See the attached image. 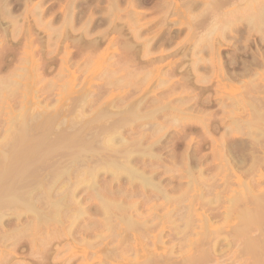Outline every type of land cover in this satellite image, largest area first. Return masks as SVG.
<instances>
[{
  "label": "rangeland",
  "instance_id": "obj_1",
  "mask_svg": "<svg viewBox=\"0 0 264 264\" xmlns=\"http://www.w3.org/2000/svg\"><path fill=\"white\" fill-rule=\"evenodd\" d=\"M263 4H264V0H0V122H1L0 124V149L2 147H5L4 149H6V146H8L7 144L9 143L11 144L10 142L11 139L9 137L17 133L15 132L17 130L15 131L13 130L15 128L17 129V126H18L17 124L19 122V119L17 118L18 115H21V114L22 116L26 115L24 117H27V115L28 116L32 114L34 115V110H35V115H36V113H38V108H41L39 109V112L42 110L41 112L44 113V116L45 115L51 116L54 114L53 118L55 117L54 119L55 125L53 129H55L56 131L57 124L62 119L58 117L60 116L62 117L63 115L65 117L72 118L71 115L74 116V112L77 111L76 106L79 105L78 104L80 100L79 96L82 97V94L87 90L85 92L86 94L91 93V95H89L90 97L87 98V100L89 101V104H86L87 103L86 102L85 104L87 106L84 105L86 107L84 112L87 115L93 111L98 110L97 109L98 107L100 108L105 107V105H108V104L110 106L112 105V109H119V108L124 109L126 107L131 106L132 104H133L132 105L133 108L134 106L135 107L137 106L136 109L139 110L141 118L137 120L138 122L133 120L135 123L132 120L131 121L129 120V123L128 124L126 123L128 127L126 124H124V130L122 129L123 134H124L123 136L126 137L127 139L131 136L129 138L131 139L134 137H138L140 133H145V135L146 134L149 135V133L152 132V134H154V135L150 134L151 137H149V139L152 138L153 140L152 139L150 141L147 140V142L148 141L153 142L154 140L155 141L157 140L158 143L155 145L156 147L154 151L155 152L157 151L161 154V161L159 162L160 166L158 164L159 167H157V171L155 170L156 168L154 169L155 180L160 181L161 179L160 182L163 185L166 183L165 186L167 185L171 189V190L169 189L171 195L172 193L174 196L180 195L181 192L184 190L185 186L186 185L188 186L189 182L193 181L192 178H194V180L197 178V173H193V177H192V175L188 176L186 175L187 173H184V171H182V170H185L183 168H185L186 166L184 164V162L186 161L183 162L185 158L184 157L185 154L191 153L193 154V156L195 155L193 158V164H196L195 161L196 159H199V156H202V155L204 156L205 154L206 160H204V164L207 167H209V170H210V171L209 170L206 171V175L209 177L212 176L215 170L214 167H216L214 165H216V163L218 164V160H215L212 157L213 153H214L213 154L214 157H216L215 155L217 154L215 153L217 152L214 151L215 144L212 143L211 142L212 140L210 139H213V138L218 139L219 137H221L220 136L221 134L219 133H222L223 131V133L226 135L225 137H227L229 141L227 140V138L225 139L231 144L234 143L233 144L234 153L243 151L242 147L245 146V142L248 137H246V135L244 134L245 132L243 128H241L240 133H236L232 131V129L233 127H236L237 125H239L238 127H241V125H243V121L244 120L246 121V119L249 118L248 117L250 113L249 111H251L252 109L251 106L253 104H254L253 107L257 104L258 105L262 104V106L264 107V38H263L264 37V14L262 17L263 20L261 18V21L263 23L262 24L260 23L263 26L259 25L260 31H259V28L257 27L258 25L255 27V29H252L254 28L255 24L253 26V23L251 24L249 23L252 20V16L255 15L254 13L257 12L258 9H261L262 7L264 8ZM250 16H251V19H250ZM229 21H230V24H229ZM217 27H219L220 29ZM193 33H195V35ZM219 36H220V39H223V40L220 41ZM194 37H196V41ZM135 38L139 40L137 41V39ZM183 38H185L184 41H182ZM209 38L213 41L209 40ZM197 39L200 41V43H198L199 41ZM180 40L182 41V43L180 42ZM194 42H196V44ZM211 45L214 48L213 47L211 48ZM146 46L149 47L148 53H147ZM203 46H205V48ZM94 47H96V49ZM212 49L213 51H211ZM177 50H179L180 52ZM154 52L158 56L155 55ZM138 54H140V56ZM160 54L161 55L163 54L162 58ZM167 55H170V56H167ZM153 56L156 57L155 59H159L158 57L160 56V59L154 61ZM218 56H220L219 57L220 61L218 60ZM147 60H148L149 65H147L148 64L146 62ZM204 60L207 62H205ZM173 61L174 63H172ZM136 62H138L141 65H139ZM150 62H153V63H151L150 65ZM191 62L193 66L192 65L189 66ZM218 62L221 67L218 65ZM177 64H179V66ZM215 64H217V66ZM150 67L152 68V70ZM216 67H218L219 69ZM213 68L215 71L213 70ZM35 69H38L37 70L38 72ZM147 69L148 70L150 69L152 73L148 71ZM73 73L75 74V76ZM5 80L8 82H6ZM105 80L108 82H106ZM50 83L52 84V87ZM107 83L109 84V86ZM7 84L8 86H5ZM104 84L105 86H103ZM125 85L127 86L131 85V86L127 87ZM219 85L221 89H219L218 87ZM239 85L241 87L243 85V87L242 88L237 87ZM133 86H136V89L135 87L132 88ZM249 86L251 89L249 88ZM49 89L50 90L52 89V90L49 91ZM93 93L95 94V96L97 95V93H100L97 95L98 97L96 96L98 101L96 100V97L95 98L93 97L92 99H90ZM99 97L101 99H99ZM94 99L96 100L97 103L93 102L95 104L92 105L93 103L91 101H93ZM155 99H157L156 100L157 102L154 101ZM189 99H190V102H189ZM232 100L233 101L235 100L234 103ZM240 100H242V102H240L241 104L238 103V101ZM259 100H260V103H259ZM99 101L101 102L102 105L100 104ZM38 104H40L41 107ZM248 104H250V106ZM88 105L89 106L92 105V106L89 107ZM191 106L192 107L195 106V107L192 109ZM260 106L257 108L262 110ZM66 107L69 108V111H67L68 108ZM77 107H78V110L80 111L81 110L79 109L80 105ZM245 107L247 110L245 109ZM70 109H73V110H70ZM49 110L52 112L50 113ZM222 112L225 113L224 116ZM201 116L202 117L205 116V118L207 119V122L209 121L208 128H210L209 132L211 134L210 133L208 134L210 136L213 135L211 136V138L209 137V139H207L208 134H206L205 128L201 127L198 123H193L192 125H190V121L195 119V117L197 118ZM56 119H57V122H56ZM232 120L234 122H232ZM220 122H222L223 124L222 123L220 124ZM13 123L16 124V127ZM12 124L15 128L12 127L11 129L10 125L12 126ZM156 124L158 127L161 126V128L159 127L160 129H157L155 131V129L157 128ZM63 125H61V127ZM259 127H260L259 129L264 128V126L262 127V125ZM129 132H130V135H129ZM200 134H203V135H200ZM204 134L207 138L204 136ZM126 135H129V136H126ZM184 135L186 137H184ZM199 135L200 137H198ZM259 136L257 138H261L262 135H259ZM246 143L249 144L248 140ZM144 144H147V143H144ZM213 144L214 146L212 147ZM259 154L263 155L264 157V152H259ZM179 158L180 160H178ZM173 159L174 161H172ZM211 161L213 164L211 163ZM170 167L171 169H169ZM147 170L150 172L149 169ZM168 170L170 171V173H168ZM263 170H264V166H262L261 168V171ZM224 173L222 171L217 176L215 175L216 179H218V176H219V182L222 181L220 180V178H222ZM258 173L259 172L257 171L256 174ZM181 174H182V177H181ZM187 176L189 179H187ZM254 176L253 174H251L249 177L246 176L248 179L246 177L244 179L249 180V181H254L255 179L257 180V178H259L258 175H256L255 177ZM180 178H182L181 179L182 182L180 181ZM232 179H234V180H231L232 182L233 181L236 182L235 181L236 178H232ZM263 180H264L263 178L259 179L258 181L260 184L259 187H264ZM109 181L110 183H112L110 185H113L115 183V181L111 182V176L101 174L97 182V184L98 183L99 184L101 183V184L100 185L96 184L97 185L96 190L98 189L97 191L99 193H102V194L105 193V195H107L108 192L106 188L108 187ZM124 181L125 180H123L121 183L122 185L120 188L122 189H119L120 190L119 192L113 193V195H115L116 197L119 194L123 196V192L126 191L128 187L127 186L128 183ZM175 184H176L177 189L174 187ZM178 184L181 186H179ZM235 186H236V183H233L230 188H235ZM172 187L175 189H172ZM178 187H181V188H179L178 190ZM222 187L223 186H221V188ZM229 189H225L223 192H220V196H221L219 200L220 202L218 201L219 203H217L219 205L215 206L216 210H218L219 213H222L223 211L225 212V209L228 207L227 205L231 203V202H228L230 201L228 200V198L232 195V192ZM86 192L87 191L84 188L79 189V191L77 190V197L79 196H80L79 198L85 197L84 200L82 199L83 200L82 204L83 205L85 204L84 206L86 209L85 211L86 214L85 215L83 214L84 216L79 217L80 219H77L78 217L74 215V210L76 207L74 205L75 203L73 204L70 201L68 202L67 206L64 208L65 210L63 209L62 211L63 213H61L63 215H60V218H61L60 220H63V221L60 222L59 220V222L57 221V224H55L56 223L55 220H51L54 224H52V222L51 223L45 222L46 224H43L42 222L38 224L37 222V224H35L37 220L35 219L36 216H33V214H31L30 212L24 213L23 211H20L22 214L20 215L21 216L20 220H17L18 219L17 217H13L15 215H12L13 217L12 218L11 214L9 215V217H6L5 219L3 218V223H0V242H1L0 243V253H1L0 254V264L2 260H3L2 261L3 264L4 263L6 264L9 258H10L9 259L10 262L8 261L7 264H40L42 262H43L42 264H46V263L47 264H57V263L58 264H84V263H87V264H111V263L112 264H120V263L122 264L123 263L125 264L128 259L129 260L137 259L136 258L137 256H138L139 261L141 260L143 262L144 259L146 260V258L150 257L151 253L153 254L154 252L159 256V257L155 256V259H159L158 260L159 262L157 260H154V257H152L153 256L152 255L151 257L153 259H150V258L149 259L153 264L155 263L157 264V262L158 264H163V263L164 264H167V263L177 264L178 261H181L180 263L178 262V264H181V263L183 264H194V263L195 264L196 263L197 264H213V263L218 264V262H220L219 264H223V263L231 264L232 262L233 264H238V263L241 264V262L242 264L243 263L253 264V262L254 264L257 263V262L255 263L256 260H254L255 259V257H253L254 255L253 256L251 255L252 257L250 256V254L245 255V257L243 256L244 258L243 260H241L242 256L241 258L239 257L236 258L235 256L232 255L234 254L232 252H235V254L238 253L237 248L241 246L238 243L240 244L242 243L241 241L244 238L243 236H239V237L237 236V237L231 238V241L233 239V243H232L229 240L231 236L230 237L228 236L229 238L226 240L227 241L226 242L223 239L222 235H220L219 237V243L218 244L215 243V249H216L215 253L219 251V253L222 252V255H220L217 252L218 253L217 256L213 255V256H209L207 259L205 258V260H201V261L198 260L199 263L198 261L191 262V263L189 262L185 263L186 261L182 262L183 260H181L182 258L180 256L186 257L191 252H192L191 254L193 255L198 252H203L201 250H205L206 249L205 247H207L208 249L211 248L212 246L211 243L210 244L208 243L207 246H206L207 243L203 244L201 247V250L199 249L200 245L199 247L197 246L198 248L197 250H195L196 253L193 250L192 251L189 250V247H187L186 245L180 248L179 241L177 238L172 239L173 236L168 237L171 234H169L168 236L166 235L170 232L169 228L171 230V227H169L171 223L168 222L169 223L168 224L167 221L164 222L165 220L164 219L163 223L159 225V222H158L159 220H158L157 221L158 224L156 226L155 224L156 220L155 219L153 220V217L155 216L156 218L157 215L151 214L152 210L150 211L149 205H152L153 204L152 202H154L156 203L158 207L159 206L158 203L162 202L160 201L161 199H159V202H158V200H155L153 197H151L150 198L151 200L149 199L148 201H146V200H143L144 199L143 196H142L143 197L142 199L141 195H138V194L136 196L131 197V200L134 198L133 200L143 202L138 210L139 212L141 211V215L148 212V216H146L147 214L141 216L142 218L141 220L145 218L144 220H147V222L149 220L148 224L150 223L151 225H153L152 223L154 222L155 231L152 230L153 228L151 229L152 233L149 230V236L147 234L148 232H145L147 234L146 236L149 237L148 239H145L146 237H144L141 234L143 232L140 231V229L138 228L139 229L138 231L134 229V232H133V230H131V235L133 233L132 237L135 240H133L131 236H129L128 238L122 239V237L120 238L121 235L118 234L119 235L118 236L117 233H114L118 231L121 225L117 223L118 226L115 225L116 227L115 226L114 228L111 227L112 232L110 228H109L110 230L108 229L105 223H104L105 225L104 226L102 224L103 221L101 220L102 222H100V219H102V216H101L102 214L100 213L101 214L100 215L99 212L96 210V204H97L96 198H93V196H90ZM191 193L192 192H190V194ZM121 195H119V198ZM145 201L146 203H144ZM149 201L152 204L149 203ZM174 202L173 203L171 202L170 204H168V206H166L167 205L166 204L165 205L166 207L164 206L162 207L160 205V207L162 208L159 207L156 212L161 213L162 215V213H166V209L164 210V208L170 209L172 207V208L179 209V207L181 206V203L179 201L178 202L180 204H177L178 202L176 201ZM221 203H222V206H221ZM37 204L38 206L42 207L41 206L42 202L41 203L39 202ZM144 204H146V207ZM200 207H201L200 205L198 204L196 205V208L198 209L199 212H202L204 211V209H206L205 208L206 206H202V208ZM182 210H180V212ZM92 212L94 213L92 214ZM184 212H186V208H184ZM235 212H233V214H235ZM153 213L156 214L155 212ZM176 213H179V211H177ZM176 213L173 214V216L171 217L172 219L174 218L176 220V218L178 217ZM64 214L66 215L67 219L65 218ZM95 215H99V216L96 217ZM149 215L151 217H149ZM149 218H151L152 220ZM178 220H180L179 217L175 222H177ZM180 222L181 221H178L177 223H180ZM86 223H87V226H86ZM221 223H222V219L221 221L217 223L215 222L214 224L221 225ZM42 224L43 226H41ZM162 224L165 225V228H164V225L163 227H161ZM225 224L226 222L222 223L221 227H223V225ZM36 225L38 226L40 225V226L38 227ZM226 226L225 227L227 229L225 227L224 228L225 230H228L229 226L228 225ZM161 228L164 229L162 231L164 235H160L162 234L160 233L159 237L164 236L163 238L161 237L164 240L162 241L161 244H163V242L164 244L161 245L160 243H158L157 245L156 244L158 242L156 241L157 239L156 240L152 239L153 237L151 236L153 235L156 236L157 233H159V231L161 230ZM156 229L157 230L159 229V230L157 231ZM102 230L104 232H102ZM225 230L223 231L225 232ZM22 232L23 234H25V236L22 234ZM100 232L104 234V235H101L103 236L101 239H100L101 236L99 237L98 235ZM135 232H137L138 234ZM259 232H260L259 230L253 229L252 232H250V235L258 234ZM5 233H8V234H5ZM170 233H173V232L171 231ZM26 234H29L30 236ZM44 234H45V237H44ZM46 234H50V236ZM140 234H141V237L143 236L144 239L143 238L140 239L141 238L139 237ZM1 235L3 236L1 237ZM4 235L6 238L4 237ZM81 235L82 237H80ZM28 236L31 238H29ZM44 238H46L47 242H49L48 244L44 242L46 241L44 240ZM168 238L171 239L172 241H174V239L176 241L177 239V241L172 242ZM235 238L237 239L241 238V239L237 240V242L239 241L237 243L235 242L236 241ZM142 241H145V242H142ZM90 242L91 244L93 242L92 246L89 244ZM223 242L226 244H224ZM229 242H230V247L227 244ZM123 243H125L126 245ZM235 243H237V245H234ZM115 244L118 246L116 247ZM130 244L134 246V248L136 247V249H133V247ZM152 244L155 246V249L153 248ZM171 244L174 246L170 248V250L173 251V252L171 251L172 253L170 252L169 247L166 248V246L171 247ZM89 245L91 247L88 248ZM127 245H130L131 247L130 246L126 247ZM231 245L233 246L231 247ZM161 246H163L162 249H161ZM224 246L226 249L224 248ZM234 246H236V249L234 248ZM104 247H105L106 252L104 250ZM119 247H120V250H119ZM125 247L128 248V251L131 248V250L129 251L131 253L127 252L126 251L127 249L126 250L124 249ZM142 247L144 248V250ZM10 248H12L13 251ZM137 248L139 249V252ZM78 249L79 250L82 249L83 251L81 252ZM88 249L90 250L87 251ZM145 249L149 251V253L146 252ZM227 249H230V252ZM102 250H104V252ZM124 250L126 252H124ZM133 250H137L139 254H137L136 252L137 254L136 256V254H134L135 251L134 253H132ZM167 250H169L168 252H170V254L168 255L169 257L167 256V252H166ZM220 250H224L226 253ZM233 250H236L237 252ZM238 250H240V248ZM90 251L92 252L93 255L91 254ZM121 251L124 253H121ZM140 253L142 255L145 254L144 257ZM2 254L4 255V257ZM11 255L12 256L14 255L13 258H11L12 257ZM177 256H179L180 259ZM231 256L233 257L231 258ZM58 258H60V260ZM167 258L168 260L166 261ZM221 258H223V260ZM162 259L166 262H164ZM239 259L241 260V262H239L240 261ZM129 260L126 264L131 263L129 262ZM206 260H208L209 263L205 262ZM228 260H230L231 262L229 263ZM150 261H148L149 263L148 262L147 263L151 264ZM235 261L237 262L234 263ZM147 263H144V264H147Z\"/></svg>",
  "mask_w": 264,
  "mask_h": 264
},
{
  "label": "bare ground",
  "instance_id": "obj_2",
  "mask_svg": "<svg viewBox=\"0 0 264 264\" xmlns=\"http://www.w3.org/2000/svg\"><path fill=\"white\" fill-rule=\"evenodd\" d=\"M262 5V3H261ZM264 5V4H263ZM258 6V5H257ZM212 7V6H211ZM262 7V6H261ZM257 8V7H256ZM264 8L262 7L261 9H258L257 12H255L252 16V22L250 21L249 23H253L254 28L257 26L258 28L263 22L261 21V18L263 17L264 14ZM257 10V9H256ZM263 11V13H262ZM257 13V14H256ZM196 16V15H195ZM251 19V16H250ZM193 20V19H192ZM263 20V18H262ZM195 21V20H194ZM192 22V21H191ZM228 22V21H227ZM225 23V22H224ZM261 23V24H260ZM230 24V21H229ZM220 25V24H219ZM227 25V24H226ZM249 25V24H248ZM260 25V26H259ZM233 26V24H232ZM245 26V25H244ZM252 26V25H250ZM225 27V26H224ZM219 28V27H217ZM220 29V28H219ZM227 29V28H226ZM228 30V29H227ZM258 30V29H257ZM253 31V30H252ZM255 31V30H254ZM260 31V28H259ZM262 31V30H261ZM139 32V31H138ZM196 32V31H195ZM230 32V31H229ZM247 32V31H246ZM258 32V31H257ZM198 33V32H197ZM195 35V33H193ZM200 34V33H199ZM198 34V35H199ZM193 35V36H194ZM197 35V34H196ZM211 35V34H210ZM217 35V34H215ZM202 36V35H201ZM209 36V35H208ZM207 36V37H208ZM198 37V36H197ZM205 37V36H204ZM206 37V38H207ZM195 41H196V37ZM200 38V37H199ZM211 38V37H210ZM209 38V40H211ZM224 38V37H223ZM264 38V37H263ZM262 38V39H263ZM134 39V38H133ZM137 39V38H135ZM203 39V38H201ZM213 39V38H212ZM218 39V38H217ZM220 39V36H219ZM139 39H137L138 41ZM185 38H183L182 41H184ZM198 40V39H197ZM215 40V39H214ZM223 39H220V41ZM182 41L180 40V42L182 43ZM188 41V40H187ZM199 41V40H198ZM213 41V40H211ZM219 41V43H220ZM146 42V41H145ZM179 42V43H180ZM215 42V41H214ZM94 43V42H93ZM132 43V42H131ZM140 43V42H139ZM144 43V42H143ZM188 43V42H187ZM186 43V44H187ZM190 43V41H189ZM196 44V42H194ZM200 43V41L198 42ZM206 43V42H205ZM212 43V42H211ZM136 44V43H135ZM134 44V45H135ZM210 44V43H209ZM86 45V44H85ZM145 45V44H144ZM193 45V44H192ZM198 45V44H197ZM195 45V46H197ZM201 45V44H200ZM208 45V44H207ZM227 45V44H226ZM88 46V45H87ZM132 46V44H131ZM130 46V47H131ZM140 46V45H139ZM209 46V45H208ZM207 46V47H208ZM93 47V46H92ZM91 47V48H92ZM178 47V46H177ZM175 47V48H177ZM190 47V46H189ZM205 48V46H203ZM213 46L211 45V48ZM96 49V47H94ZM214 48V47H213ZM147 49V53L149 50V47L146 46ZM157 49V48H156ZM209 49V48H208ZM216 49V48H215ZM92 50V49H91ZM94 50V49H93ZM143 50V49H142ZM155 50V49H154ZM201 50V49H200ZM204 50V49H203ZM146 51V50H145ZM179 51V50H177ZM176 51V52H177ZM210 51V50H209ZM213 51V49L211 50ZM180 52V51H179ZM186 52V51H184ZM191 52V51H190ZM202 52V51H201ZM216 52V50H215ZM145 53V52H144ZM146 53V54H147ZM155 53V52H154ZM175 53V52H174ZM200 53V52H199ZM210 53V52H209ZM218 53V52H217ZM145 54V55H146ZM164 54V52H163ZM163 54L161 55V58L163 56ZM183 54V53H182ZM181 54V55H182ZM191 54V53H190ZM212 54V53H211ZM82 55V54H81ZM140 56V54H138ZM150 55V54H149ZM154 55V54H153ZM155 55H157L155 53ZM173 55V54H172ZM193 55V54H192ZM201 55V54H200ZM215 55V54H214ZM217 55V54H216ZM158 56V55H157ZM170 56V55H167ZM183 56V55H182ZM187 56V55H186ZM194 56V55H193ZM198 56V55H197ZM212 56V55H211ZM192 57V56H191ZM220 56H218V60ZM152 58V57H151ZM156 57L153 56L154 61L159 60L160 56L158 57L159 59H155ZM190 58V57H189ZM195 58V57H194ZM193 58V59H194ZM202 58V57H201ZM214 58V57H213ZM133 59V58H132ZM131 59V61H132ZM145 59V58H144ZM143 59V60H144ZM152 59V60H153ZM164 59V58H163ZM204 59V58H203ZM210 59V58H209ZM208 59V60H209ZM258 59V58H257ZM77 60V59H76ZM139 60V59H138ZM137 60V61H138ZM146 60V59H145ZM149 60V59H148ZM148 60L146 61L148 63ZM176 60V59H175ZM181 60V58H180ZM186 60V59H185ZM196 60V59H195ZM198 60V59H197ZM211 60V59H210ZM134 61V60H133ZM150 61V60H149ZM164 61V60H163ZM190 61V60H189ZM202 61V60H201ZM205 61V60H204ZM62 62V61H61ZM68 62V61H67ZM135 62V61H134ZM141 62V60H140ZM158 62V61H157ZM178 62V61H177ZM176 62V63H177ZM180 62V61H179ZM207 62V61H205ZM211 62V61H210ZM78 63V62H76ZM130 63V62H128ZM132 63V62H131ZM138 63V62H136ZM153 62H150V65ZM155 63V62H154ZM174 63V61L172 62ZM197 63V62H195ZM194 63V64H195ZM216 63V62H215ZM73 64V63H72ZM139 64V63H138ZM159 64V63H158ZM204 64V63H203ZM209 64V63H208ZM28 65V64H27ZM75 65V64H74ZM132 65V64H131ZM141 65V64H139ZM138 65V66H139ZM149 65V63L147 64ZM155 65V64H154ZM164 65V64H162ZM161 65V66H162ZM174 65V64H173ZM179 66V64H177ZM192 65L189 64V66ZM213 65V64H212ZM217 66V64H215ZM219 65V62H218ZM72 66V65H71ZM128 66V65H127ZM144 66V65H142ZM141 66V67H142ZM156 66V65H155ZM159 66V65H158ZM193 66V65H192ZM214 66V65H213ZM220 66V65H219ZM218 66V67H219ZM140 67V68H141ZM157 67V66H156ZM165 67V66H163ZM176 67V66H175ZM210 67V66H209ZM215 67V66H214ZM216 67V68H218ZM221 67V66H220ZM37 68V67H36ZM149 68V67H147ZM151 68V67H150ZM160 68V67H159ZM194 68V67H193ZM78 69V67H77ZM144 69V68H143ZM167 69V68H166ZM195 69V68H194ZM212 69V68H211ZM219 69V68H218ZM36 71L38 69H35ZM66 70V69H65ZM148 70V69H147ZM152 70V68H151ZM196 70V69H195ZM214 70V68H213ZM254 70V69H253ZM28 71V70H27ZM78 71V70H77ZM130 71V70H129ZM135 71V70H134ZM146 71V70H145ZM150 71V69L148 70ZM162 71V70H161ZM215 71V70H214ZM219 71V70H218ZM217 71V72H218ZM38 72V71H37ZM36 72V73H37ZM133 72V71H131ZM151 72V71H150ZM149 72V73H150ZM165 72V71H164ZM184 72V71H183ZM186 72V71H185ZM221 72V71H220ZM263 72V71H262ZM35 73V74H36ZM127 73V72H126ZM152 73V72H151ZM216 73V72H215ZM244 73V72H243ZM74 74V73H73ZM128 74V73H127ZM133 74V73H132ZM186 74V73H185ZM168 75V74H167ZM184 75V74H183ZM196 75V74H195ZM221 75V74H220ZM245 75V74H244ZM75 76V74H74ZM149 76V75H148ZM192 76V75H190ZM197 76V75H196ZM239 76V75H238ZM121 77V76H120ZM189 77V76H188ZM36 78V77H35ZM74 78V77H73ZM172 78V77H170ZM231 78V77H230ZM241 78V77H240ZM39 79V78H38ZM43 79V78H42ZM183 79V78H182ZM191 79V78H190ZM232 79V78H231ZM220 80V79H218ZM223 80V79H222ZM6 81V80H5ZM52 81V80H51ZM69 81V79H68ZM106 81V80H105ZM188 81V80H187ZM231 81V80H230ZM8 82V81H6ZM71 82V81H70ZM108 82V81H106ZM190 82V81H189ZM223 82V81H221ZM108 84V83H107ZM132 84V83H131ZM134 84V83H133ZM188 84V83H187ZM190 84V83H189ZM218 84V83H217ZM51 87L52 84L50 83ZM71 85V83H70ZM135 85V84H134ZM221 85V83H220ZM220 85L218 86L219 89ZM223 85V84H222ZM253 85V84H252ZM5 86H8L5 85ZM54 86V85H53ZM105 86V84L103 85ZM109 86V84H108ZM111 86V85H110ZM127 86V85H125ZM131 85L127 86L130 87ZM179 86V85H178ZM245 86V85H244ZM258 86V85H257ZM45 87V86H44ZM50 87V86H49ZM47 87V88H49ZM136 89V86H133L132 88ZM175 87V86H174ZM187 87V86H186ZM237 87H241L240 85ZM243 87V85H242ZM241 87V88H242ZM32 88V87H31ZM108 88V87H107ZM112 88V87H111ZM185 88V87H184ZM250 88V86H249ZM254 88V87H253ZM251 89V88H250ZM38 90V89H37ZM46 90V89H45ZM52 90V89H51ZM49 89V91H51ZM105 90V89H104ZM48 91V90H47ZM87 91V90H86ZM85 91V92H86ZM135 91V90H134ZM137 91V90H136ZM246 91V90H244ZM252 91V90H250ZM44 92V91H43ZM84 92V91H83ZM84 92V93H85ZM105 92V91H104ZM128 92V91H127ZM132 92V91H131ZM219 92V91H218ZM249 92V91H248ZM51 93V92H50ZM78 93V92H77ZM82 94V97L79 96L80 100H79V105L81 109L80 111L78 110L79 105H75L76 109H77V113L74 112V116L71 115L72 118H68L62 115V117L60 115V117L58 118H62L60 122H58L57 124V130L55 131L54 125V119L53 115H45L44 113H42L41 111L39 112L38 108V113H36L35 115V110H34V115H27V117H24L26 115H18V126L17 129L16 124L15 127L10 125V128L12 129V127H14L13 131L17 132L15 134H13L11 137H9L11 144H7L8 146H6V149H4L5 147H2L0 149V223H3V218L5 219L6 217H9V215H15L13 217H17V220H20L21 216V212L23 211L24 213L26 212H30L31 214H33V216H36L35 219L36 223L38 222V224H40L41 222L43 224H46L45 222L51 223V220H55V224H57V221L59 222L60 215H63L61 213H63V209L67 206L68 202H72L76 207L74 210V215H76V217H78L77 219H80L79 217L84 216L86 213V209H85V204L83 205V200L85 197L79 198L77 197V190L79 191V189H86V193L89 194L90 196H93V198H96L97 200V204H96V210L99 212V214L102 216V219H100V222H102V224L107 225L108 229L111 227L114 228V226H118L117 223L119 225H121L118 229V231L114 232L117 233V235H121L120 238L122 237V239L124 238H128L129 236H131V238L133 239L132 235H131V230L134 229L135 230H139L142 231L143 233H141L144 237H146L145 239H148L149 237H147L146 235L148 234L149 236V230L151 231L154 230L155 228V224L157 226L158 222L159 225H161V223L167 221L171 223V225L169 227H171V230L169 228V231L173 232V233H168L166 234L167 236L169 234H171L168 237H172L173 238H177L179 241V245L180 248L183 247L184 245H186L187 247H189V250H193L195 252V250H197V248L200 245V250L203 244H206V246L208 245V243H211V248L208 249L207 247H205V250H201L203 252H198L196 254H188L186 257L184 256H180L183 260L182 262H195L198 260H205V258L207 259L209 256H217V254L219 253V251H216L215 249V243L218 244L219 243V237L220 235L223 236V239L226 241L230 236V241L231 238L233 237H239V236H243V240L241 241L242 243H238L237 240H240L239 238H235L236 241L239 245H241L239 248L240 250H238L239 248H237L238 253L235 254V252H232L234 254H232L233 256H235L236 258H241L243 260V256L245 257V255H249L250 256L254 255L253 257H255L254 260L256 264H263L264 262V187H259V179L263 178L264 179V170L261 171L262 166H264V157L263 155L259 154V152H264V128L259 129L262 125V127L264 126V107L262 106V104H257L255 106L259 107L263 110H260L257 107H253V105L251 106L252 109L251 111H249V118H247L246 116V121H243V125H241V127H238L239 125H237L236 127H233L232 131L236 132V133H240L241 132V128L244 129V133L246 135L247 140L249 142H245V146L242 147L243 151L234 153L233 149H234V143L231 144L230 142H228V138L225 137L226 135L223 133H219L221 134L219 138L221 139H210L212 140L211 142L215 144L212 145V147L214 146L213 150L216 151L217 155H215L216 157H214V153L212 154L213 159L218 160V164L216 163V167H214V174L212 176H207L206 175V171L209 170V167H207L204 164V160H206V156L204 154V156H199V159H196L195 163L193 164V154L191 153H184L185 154V158L188 160H186L184 158L183 162L186 165L184 173H187L186 175H192L193 177V173H197V178L191 182H189L188 186L186 185L184 190L181 192L180 195L178 196H174L173 193L172 195L170 194L169 191V187L167 188L165 186V184L163 185L159 180H155V171L154 169L157 171V167L160 166L159 162L161 161V154L159 152H155V145L158 143V141L154 140L153 142H149L151 139H149V137H151L149 133V135H145V133H140V135H136L138 137H134L131 139H127L126 137H124L123 135V130H124V124H128L129 120L131 121H137L139 120V118H141V115L139 113V110L136 109V107L134 106L133 108V104L129 107H126L124 109H112V105L109 106L105 105V107H98L96 111L91 112L90 114H86L85 111V106L86 104H89V101L87 100L88 97H90V94ZM96 93V91H95ZM133 93V92H132ZM100 93H97V95ZM105 94V93H104ZM231 94V93H230ZM249 94V93H248ZM81 95V94H80ZM88 95V96H87ZM94 95V96H93ZM96 95V96H97ZM221 95V94H220ZM78 96V95H77ZM95 94L93 93L91 98L96 97ZM98 97V96H97ZM96 97V100L98 101ZM239 97V96H238ZM242 97V96H241ZM263 97V96H262ZM78 98V99H79ZM77 99V98H76ZM99 99H101L99 97ZM112 99V98H111ZM121 99V98H120ZM225 99V98H224ZM257 99V98H255ZM87 100V101H86ZM96 100L94 99L93 102H96ZM107 100V99H105ZM139 100V99H138ZM157 99H155L154 101H156ZM239 100V99H237ZM159 101V100H158ZM233 101V100H232ZM235 101V100H234ZM233 101V103H234ZM245 101V100H244ZM87 102V103H86ZM90 102V103H91ZM100 102V101H99ZM118 102V101H117ZM121 102V101H119ZM144 102V101H143ZM152 102V101H151ZM157 102V101H156ZM190 102V99H189ZM237 102V101H236ZM240 102H242V100L238 101L239 104H241ZM247 102V101H246ZM252 102V101H251ZM77 103V101H76ZM86 103V104H85ZM97 103V102H96ZM154 103V102H153ZM187 103V102H186ZM201 103V102H200ZM221 103V102H220ZM230 103V102H229ZM237 103V104H238ZM248 103V102H247ZM246 103V104H247ZM250 103V102H249ZM260 103V100H259ZM75 104V103H74ZM95 103H93L92 105H94ZM101 104V102H100ZM179 104V103H178ZM219 104V103H218ZM40 106V104H38ZM62 105V104H61ZM91 105V106H92ZM102 105V104H101ZM152 105V104H151ZM170 105V104H169ZM168 105V106H169ZM188 105V104H186ZM184 105V106H186ZM233 105V104H232ZM250 106V104H248ZM73 106V105H72ZM87 106V105H86ZM89 106V105H88ZM89 106V107H91ZM107 106V107H106ZM147 106V105H146ZM176 106V105H175ZM223 106V105H222ZM41 107V106H40ZM65 107V106H64ZM192 107V106H191ZM195 106L192 107V109ZM46 108V107H44ZM68 108V107H66ZM74 108V107H73ZM88 108V107H87ZM100 108V109H99ZM158 108V107H157ZM178 108V107H177ZM182 108V107H181ZM221 108V107H220ZM231 108V107H230ZM248 108V107H247ZM92 109V108H91ZM234 109V108H233ZM246 109V107H245ZM250 109V108H249ZM45 110V109H44ZM43 110V111H44ZM73 110V109H70ZM90 110V109H88ZM157 110V109H156ZM187 110V109H186ZM247 110V109H246ZM245 110V111H246ZM46 111V110H45ZM50 111V110H49ZM67 111H69V108L67 109ZM158 111V110H157ZM183 111V110H182ZM188 111V110H187ZM47 112V111H46ZM52 111H50L51 113ZM54 112V111H53ZM72 112V111H71ZM160 112V111H159ZM167 112V111H166ZM180 112V111H179ZM62 113V112H61ZM77 115H76V114ZM206 113V112H205ZM231 113V112H229ZM240 113V112H239ZM158 114V113H157ZM204 114V113H202ZM207 114V113H206ZM223 116H224V112H222ZM242 114V113H241ZM240 114V115H241ZM57 115V114H55ZM168 115V114H167ZM173 115V114H172ZM201 115V114H200ZM212 115V114H211ZM31 116V117H30ZM47 116V117H46ZM145 116V115H144ZM209 116V115H207ZM228 116V115H227ZM235 116V115H234ZM85 117V118H83ZM153 117V116H152ZM169 117V116H168ZM186 117V116H185ZM221 117V116H220ZM154 118V117H153ZM233 118V117H232ZM231 118V119H232ZM143 119V117H142ZM150 119V118H149ZM156 119V118H155ZM175 119V118H174ZM181 119V118H180ZM184 119V118H183ZM225 119V118H223ZM244 119V118H243ZM141 120V119H140ZM163 120V119H162ZM173 120V119H172ZM218 120V119H216ZM133 121V122H134ZM184 121V120H183ZM190 121V119H189ZM13 122V121H12ZM15 122V121H14ZM57 122V119H56ZM100 122V123H99ZM138 122V121H137ZM232 122H234L232 120ZM236 122V121H235ZM50 123V125H49ZM64 123V125H63ZM135 123V122H134ZM155 123V122H154ZM172 123V122H171ZM179 123V122H178ZM193 123H198L201 127L205 128L206 134L210 133L208 126H209V121L207 122V119L204 117H195V119H193L192 121H190V125H192ZM212 123V122H211ZM219 123V122H218ZM222 122H220L221 124ZM1 124V122H0ZM126 124V125H127ZM133 124V123H131ZM143 124V123H142ZM165 124V123H164ZM219 124V125H220ZM223 124V123H222ZM232 124V123H231ZM236 124V123H235ZM242 124V123H241ZM60 125V126H59ZM61 125H63L61 127ZM148 125V124H147ZM159 125V124H158ZM161 125V124H160ZM134 126V125H133ZM144 126V125H143ZM157 126V124H156ZM173 126V125H172ZM176 126V124H175ZM188 126V125H187ZM218 126V125H217ZM225 126V125H224ZM126 127V126H125ZM128 127V125H127ZM161 128V126H159ZM158 126L155 129V131L157 129H160ZM220 127V126H219ZM9 128V129H10ZM179 128V127H177ZM190 128V126H189ZM218 128V127H217ZM226 128V127H225ZM235 128V129H234ZM258 128V129H256ZM8 129V130H9ZM10 129V130H11ZM123 129V130H122ZM154 129V127H153ZM194 129V128H193ZM216 129V128H214ZM219 129V128H218ZM242 129V130H243ZM149 130V129H148ZM152 130V129H151ZM201 130V129H200ZM221 130V129H220ZM224 130V129H223ZM226 130V129H225ZM131 131V130H130ZM134 131V130H133ZM139 131V130H138ZM204 131V132H205ZM218 131V130H217ZM227 131V130H226ZM202 132V131H201ZM200 132V133H201ZM212 132V130H211ZM220 132V131H219ZM9 133V132H8ZM14 133V132H12ZM11 133V134H12ZM137 133V132H136ZM160 133V132H159ZM226 133V132H225ZM128 134V133H126ZM132 134V133H131ZM156 134V133H155ZM211 134V133H210ZM224 134V135H223ZM243 134V136H244ZM130 135V132H129ZM126 135V136H129ZM154 135V134H152ZM203 135V134H200ZM200 135L198 137H200ZM217 135V134H216ZM228 135V134H227ZM232 135V134H230ZM235 135V134H234ZM242 135V134H241ZM259 135H262L261 138H257ZM6 136V135H5ZM157 136V135H156ZM177 136V135H176ZM205 136V134H204ZM213 136V135H211ZM211 136L208 134L207 135V139H209V137L211 138ZM7 137V138H8ZM163 137V136H162ZM183 137V136H181ZM184 137H186L184 135ZM218 137V136H217ZM235 137V136H234ZM245 137V138H246ZM260 137V136H259ZM202 138V137H201ZM204 138V137H203ZM227 138V140L225 139ZM244 138V137H243ZM205 139V138H204ZM8 140V141H9ZM147 140H149L147 142ZM153 140V139H152ZM232 140V139H231ZM230 140V141H231ZM169 141V140H168ZM194 141V140H193ZM199 141V139H198ZM204 141V140H202ZM242 141V140H241ZM240 141V142H241ZM5 142V141H4ZM170 142V141H169ZM177 142V141H176ZM206 142V141H205ZM210 142V143H211ZM234 142V141H232ZM8 143V142H7ZM147 143V144H144ZM209 143V142H208ZM236 143V142H235ZM3 144V143H2ZM166 144V143H165ZM188 145V144H187ZM204 146V145H203ZM247 146V147H246ZM187 147V146H185ZM202 147V146H201ZM210 148V147H209ZM237 148V147H235ZM187 149V148H186ZM202 149V148H201ZM204 149V148H203ZM240 149V148H238ZM158 150V149H157ZM184 150V149H182ZM198 150V149H197ZM212 150V149H211ZM236 150V149H235ZM203 151V150H202ZM159 153V154H158ZM194 153V152H193ZM198 153V152H197ZM201 153V152H200ZM180 154V153H179ZM178 154V155H179ZM183 154V155H184ZM197 156V155H196ZM183 157V156H181ZM180 157V158H181ZM180 158L178 160H180ZM176 159V158H175ZM183 159V158H182ZM194 159V160H195ZM163 160V159H162ZM165 160V159H164ZM177 160V159H176ZM198 160V161H197ZM174 161V159L172 160ZM180 162V161H178ZM198 162V163H197ZM212 163V161H211ZM140 164V165H139ZM159 164V166H158ZM182 164V163H181ZM213 164V163H212ZM174 165V164H173ZM172 165V166H173ZM168 166V165H167ZM261 167V168H260ZM167 168V167H165ZM174 168V167H172ZM181 168V167H179ZM149 169L150 172L147 170ZM171 169V167L169 168ZM163 170V169H162ZM166 170V169H164ZM180 170V171H181ZM149 173H148V172ZM181 171V172H182ZM210 171V170H209ZM223 171V176L222 178H220L219 182V176L218 179H216L215 175L217 176L218 174H220ZM257 171L259 172L258 174ZM177 172V171H176ZM167 173V172H165ZM168 173H170V171L168 170ZM183 173V172H182ZM183 173V174H184ZM255 173V174H254ZM101 174L103 175H109L111 176V182L115 181V183L113 185H110L112 183H110V181L108 182V187L107 189V195L99 193L96 190L97 182L99 177L101 176ZM178 174V173H177ZM251 174H253V176L258 175L259 178H257V180L253 179L254 181H249V180H245L244 178L246 176H250ZM158 175V174H157ZM174 175V174H173ZM171 176V175H170ZM180 176V175H178ZM187 176V179H189ZM254 176V177H255ZM160 177V176H159ZM182 177V174H181ZM252 177V176H251ZM186 178V177H185ZM232 178H236L235 181L236 182H232L231 180H234ZM247 178V177H246ZM106 179V178H105ZM182 178H180L181 181ZM248 179V178H247ZM125 180L124 182H127V189L125 192H123V196L121 194L120 198L119 195L116 197L115 195H113V193L119 192V189L121 187V183L122 181ZM191 180V179H190ZM189 180V181H190ZM218 180V181H217ZM168 181V180H167ZM174 181V180H173ZM264 181V180H263ZM123 182V183H124ZM182 182V181H181ZM188 182V181H187ZM232 182V183H231ZM164 183V182H163ZM173 183V182H172ZM233 183H236L235 188H230L231 185ZM97 184V185H96ZM101 184V183H100ZM99 184V185H100ZM125 184V183H124ZM181 184V183H179ZM178 184V185H179ZM263 184V183H262ZM173 185V184H172ZM235 185V184H234ZM181 186V185H179ZM221 186H223L221 188ZM176 188V184L174 186ZM118 188V189H117ZM172 187V189H175ZM181 187H178V190ZM182 188V189H183ZM230 188V189H229ZM105 189V190H106ZM124 189V190H125ZM138 189V190H137ZM177 189V188H176ZM225 189H229L232 192V195L228 198V202H231L230 204H228L225 209V212L223 211L222 213H219L218 210H216V205H219L217 203H219L220 201V192H223ZM118 190V191H117ZM171 190V189H170ZM123 191V190H122ZM121 191V192H122ZM173 191V190H172ZM120 192V193H121ZM190 192H192L190 194ZM228 193V191H227ZM230 193V192H229ZM82 194V193H81ZM141 195L143 200L148 201L151 197H153L155 200L161 199L160 201H162L161 203L157 202L159 204V206L157 207L156 203L154 202H150L152 205H149L150 211L154 210L153 212H155L156 214H154L151 211L152 215H157V219L155 218V216L153 217V220L155 219V224L154 222L152 223L153 225H151L150 223L148 224L147 220H141V216L146 215L148 216V212L141 215V211L139 212V208L141 206V204L143 202H139L137 200H131V197L136 196V195ZM179 194V193H178ZM223 194V193H222ZM85 195V194H84ZM207 196V197H206ZM228 196V195H227ZM138 197V196H137ZM92 198V197H91ZM158 198V199H157ZM83 199V200H82ZM95 200V199H94ZM140 200V199H138ZM151 200V199H150ZM89 201V200H88ZM146 201L144 203H146ZM154 201V200H153ZM174 201L176 202H180L181 206L179 207V209L177 208H164V210L166 209V213H157V209L160 207V205L163 207L168 206V204H170L171 202L173 203ZM219 201V202H218ZM41 203V206H38L37 203ZM93 202V201H92ZM177 204H180V203ZM185 202V203H184ZM71 203V204H72ZM87 203V202H86ZM95 203V201H94ZM175 203V202H174ZM216 203V204H214ZM72 204V205H73ZM93 204V203H92ZM167 204V205H166ZM200 205L202 208V206H206L204 209V211L199 212L198 209L196 208V205ZM40 205V204H39ZM146 207V204H144ZM143 205V206H144ZM166 205V206H165ZM172 205V204H171ZM225 205V204H224ZM230 205V206H229ZM44 206V207H43ZM87 206V204H86ZM152 206V207H150ZM170 206V205H169ZM175 206V205H174ZM173 206V207H174ZM187 206V207H185ZM222 206V203H221ZM69 207V206H68ZM160 207V208H162ZM176 207V206H175ZM198 207V206H197ZM224 207V206H223ZM236 207V209H235ZM89 208V207H87ZM148 208V209H149ZM154 208V209H153ZM184 208H186V212H184ZM188 208V209H187ZM142 209V208H141ZM183 209V210H182ZM235 209V210H234ZM65 210V209H64ZM147 210V209H146ZM161 210V209H160ZM180 210H182L180 212ZM69 211V210H68ZM149 211V212H150ZM163 211V210H162ZM177 211H179V213H176ZM236 211V212H235ZM88 212V211H87ZM91 212V211H90ZM233 212H235V214H233ZM66 213V212H65ZM94 212H92L93 214ZM176 213V215H178L179 219L178 221H181L180 223L175 222L178 217L176 218V220L173 218H171L173 216V214ZM71 214V213H70ZM84 214V215H83ZM150 214V213H149ZM150 214V215H151ZM65 215V214H64ZM91 215V214H90ZM149 215V217H151ZM174 215V216H176ZM96 217L99 215H95ZM12 217V218H13ZM32 217V216H31ZM62 217V216H61ZM92 217V216H91ZM140 217V219H139ZM145 217V216H144ZM64 218V216H63ZM66 218V215H65ZM69 218V217H68ZM73 218V217H72ZM100 218V217H98ZM147 218V217H146ZM67 219V218H66ZM75 219V220H77ZM151 219V218H149ZM222 219V223L226 222L225 225L222 226L218 225V224H214L215 222H219ZM102 220V221H101ZM152 220V219H151ZM159 220V221H158ZM11 221V220H10ZM35 221V220H34ZM50 221V222H49ZM63 220H60V222H62ZM158 221V222H157ZM84 222V221H83ZM99 222V223H100ZM157 222V223H156ZM11 223V222H10ZM25 223V222H24ZM29 223V222H28ZM32 223V222H31ZM47 223V225H48ZM72 223V222H71ZM166 223V225H167ZM27 224V223H26ZM43 224L41 226H43ZM52 224H54L52 222ZM101 224V223H100ZM169 224V223H168ZM3 225V224H2ZM83 225V224H82ZM104 225V226H105ZM164 224H162L161 227H163ZM218 225V226H217ZM226 225H228V230H225V228L227 227ZM11 226V225H10ZM29 226V225H28ZM27 226V227H28ZM38 226V225H36ZM40 226V225H39ZM38 226V227H39ZM87 226V223H86ZM89 226V225H88ZM115 226V227H116ZM226 226V227H225ZM15 227V225H14ZM106 227V229H107ZM225 227V228H224ZM257 227V228H256ZM3 228V227H2ZM90 228V227H89ZM100 228V227H99ZM137 228V229H136ZM139 228V229H138ZM165 228V225H164ZM260 228V229H258ZM17 229V228H16ZM15 229V230H16ZM22 229V228H21ZM25 229V227H24ZM23 229V230H24ZM29 229V228H28ZM32 229V227H31ZM35 229V228H34ZM38 229V228H37ZM44 229V228H43ZM92 229V228H91ZM96 229V227H95ZM109 229V230H110ZM116 229V228H115ZM197 229V230H196ZM227 229V228H226ZM253 229H257L260 232L258 234H254V235H250V232H252ZM12 230V229H11ZM30 230V229H29ZM28 230V232H29ZM36 230V229H35ZM157 230V229H156ZM159 230V229H158ZM157 230V231H158ZM164 229L161 228V230L159 231V233H157L156 236H151L153 237L152 239H157L156 241H158L156 244L158 245V243H162V241H164L162 238L164 236L159 237L160 235H164L162 233ZM225 230V232L223 231ZM14 231V230H13ZM47 231V230H46ZM139 231V233H140ZM155 231V230H154ZM17 232V231H16ZM32 232V231H31ZM44 232V231H43ZM62 232V231H61ZM60 232V233H61ZM85 232V231H84ZM102 232H104L102 230ZM112 232V229H111ZM145 232H148L147 234ZM224 232V233H223ZM3 233V232H2ZM1 233V234H2ZM15 233V232H14ZM18 233V232H17ZM25 233V232H24ZM36 233V232H35ZM45 233V232H44ZM86 233V232H85ZM96 233V232H95ZM109 233V232H108ZM113 233V234H114ZM137 233V232H135ZM152 233V231H151ZM155 233V232H153ZM162 233V234H160ZM8 234V233H5ZM10 234V233H9ZM21 234V233H20ZM23 234V232H22ZM30 234V233H29ZM26 234V235H29ZM34 234V233H33ZM58 234V233H57ZM97 234V233H96ZM138 234V233H137ZM141 234L139 237H141ZM160 234V235H159ZM25 236V234H23ZM36 235V234H35ZM49 235L50 234H46ZM99 237L102 234L101 232L98 234ZM97 235V236H98ZM110 235V234H109ZM118 235V236H119ZM3 235H1L2 237ZM9 236V235H8ZM30 236V235H29ZM28 236V237H29ZM40 236V235H39ZM76 236V235H75ZM117 236V237H118ZM143 236L140 238L142 239ZM229 236V237H228ZM5 237V235H4ZM3 237V238H4ZM17 237V236H16ZM19 237V235H18ZM23 237V236H22ZM27 237V236H26ZM34 237V236H33ZM43 237V235H42ZM45 237V234H44ZM58 237V236H57ZM64 237V236H63ZM82 237V235L80 236ZM103 236L100 237V239ZM138 237V236H137ZM150 237V238H151ZM156 237V238H155ZM6 238V237H5ZM12 238V237H11ZM14 238V237H13ZM31 238V237H29ZM35 238V237H34ZM54 238V237H53ZM91 238V237H90ZM114 238V237H113ZM119 238V239H120ZM130 238V239H131ZM16 239V238H15ZM14 239V240H15ZM81 239V238H80ZM104 239V238H103ZM118 239V240H119ZM139 239V240H140ZM144 239V238H143ZM150 239V240H152ZM169 239V238H168ZM176 239V241H177ZM21 240V239H20ZM32 240V239H31ZM44 240H46V238H44ZM42 240V241H44ZM116 240V239H115ZM117 240V241H118ZM135 240V239H133ZM171 240V239H169ZM228 240V241H229ZM13 241V240H12ZM77 241V240H76ZM80 241V240H79ZM82 241V240H81ZM89 241V240H88ZM122 241V240H121ZM124 241V240H123ZM172 241V240H171ZM170 241V242H171ZM175 239L172 242H176ZM40 242V241H39ZM45 243H49L46 241H44ZM43 242V243H44ZM145 242V241H142ZM149 242V241H148ZM147 242V243H148ZM154 242V241H153ZM227 242V241H226ZM233 243V239L231 241ZM1 243V242H0ZM42 243V245H43ZM44 243V244H45ZM75 243V241H74ZM87 243V241H86ZM95 243V242H94ZM117 243V242H116ZM127 243V242H126ZM213 243V244H212ZM224 243V242H223ZM222 243V244H223ZM231 243V244H232ZM237 243H235L234 245H237ZM83 244V243H82ZM91 246L93 244H91V242L89 243ZM105 244V243H104ZM125 244V243H123ZM133 244V243H132ZM135 244V243H134ZM145 244V243H143ZM142 244V245H143ZM149 244V243H148ZM159 244V245H160ZM164 244V242H163ZM161 244V245H163ZM168 244V243H167ZM177 244V243H176ZM226 244V243H224ZM228 246L230 247V242L227 243ZM2 245V244H1ZM85 245V244H84ZM83 245V246H84ZM87 245V244H86ZM88 246L91 247V246ZM116 245V244H115ZM126 245V244H125ZM131 245V244H130ZM130 245H127L126 247H129ZM141 245V244H140ZM150 245V244H149ZM153 245V244H152ZM178 245V246H179ZM238 245V246H239ZM6 246V245H5ZM66 246V245H65ZM118 245H116L117 247ZM132 246V245H131ZM130 246V247H131ZM146 246V245H145ZM144 246V247H145ZM166 246V245H165ZM172 244L171 247L170 246H166V248L169 247L172 248ZM198 246V247H197ZM233 245H231L232 247ZM237 246V247H238ZM38 247V246H37ZM49 247V246H48ZM47 247V248H48ZM51 247V246H50ZM74 247V246H72ZM106 247V245H105ZM104 247V250H105ZM124 248L127 252H129L131 250L128 251V248ZM133 249H136V247L134 248V246H132ZM147 247V246H146ZM157 247V246H156ZM159 247V246H158ZM163 246H161L162 249ZM174 247V246H173ZM227 247V246H226ZM2 248V247H1ZM31 248V247H30ZM34 248V246H33ZM40 248V247H39ZM58 248V247H57ZM67 248V247H66ZM82 248V247H81ZM94 248V247H93ZM96 248V247H95ZM103 248V246H102ZM101 248V249H102ZM110 248V246H109ZM143 248V247H142ZM153 248L155 249V246L153 245ZM179 248V247H178ZM217 248V246H216ZM225 248V246H224ZM228 248V247H227ZM234 248L236 249V246H234ZM5 249V248H4ZM2 249V250H4ZM7 249V248H6ZM9 249V248H8ZM12 249V248H10ZM49 249V248H48ZM80 249V248H79ZM78 249V250H79ZM107 249V248H106ZM149 249V248H148ZM151 249V248H150ZM159 249V248H158ZM226 249V248H225ZM36 250V249H35ZM71 250V249H70ZM74 250V249H73ZM85 250V249H84ZM90 249H88L87 251H89ZM93 250V249H92ZM104 250H102L104 252ZM120 250V247H119ZM124 250V252H126ZM138 252L139 249L137 248ZM137 250H133L132 253L137 252ZM144 250V248H143ZM146 250V249H145ZM169 250H167V256L170 254V252L172 250H170V252H168ZM198 250V251H200ZM230 252V249H227ZM232 250V249H231ZM13 251V249H12ZM16 251V250H15ZM32 251V250H30ZM38 251V250H37ZM48 251V250H47ZM79 251H83L82 249ZM220 251H224V250H220ZM236 251V250H233ZM236 251V252H237ZM50 252V251H49ZM75 252V251H73ZM91 252V251H90ZM106 252V250H105ZM116 252V251H115ZM121 251V253H124ZM137 252V254H139ZM142 252V250H141ZM146 252L149 253V251L146 250ZM173 252V251H172ZM171 252V253H172ZM189 252V251H188ZM228 252V251H227ZM9 253V252H8ZM11 253V252H10ZM47 253V252H46ZM51 253V252H50ZM54 253V252H53ZM111 253V252H110ZM109 253V254H110ZM131 253V252H129ZM155 253V252H154ZM154 253H151V256L154 257V260H159V259H155V256H158L156 253L154 255ZM224 253H226L224 251ZM1 254V253H0ZM38 254V253H37ZM55 254V253H54ZM78 254V253H77ZM92 254V252H91ZM136 254V256H137ZM141 254V253H140ZM160 254V253H159ZM164 254V253H162ZM161 254V255H162ZM220 255H222V252L219 253ZM230 254V253H229ZM3 255V254H2ZM7 255V254H5ZM47 255V254H46ZM71 255V254H70ZM90 255V254H89ZM93 255V254H92ZM95 255V254H94ZM124 255V254H123ZM127 255V254H125ZM142 255V254H141ZM145 254H143L142 256L144 257ZM226 255V254H225ZM10 256V255H9ZM12 256V255H11ZM14 256V255H13ZM13 256L11 258H13ZM36 256V255H35ZM45 256V254H44ZM73 256V255H72ZM88 256V254H87ZM96 256V255H95ZM129 256V255H128ZM127 256V257H128ZM135 256V255H134ZM150 256V255H149ZM148 257L146 258V260L144 259V263H147L148 261H150V259H153L152 257ZM163 256V255H162ZM160 256V257H162ZM166 256V255H165ZM164 256V257H165ZM231 256V258L233 257ZM251 256V257H252ZM4 257V255H3ZM33 257V256H32ZM48 257V256H47ZM59 257V256H58ZM61 257V256H60ZM124 257V256H123ZM159 257V256H158ZM169 257V256H168ZM176 257V255H175ZM179 257V256H177ZM179 257V259H180ZM225 257V256H223ZM247 257V256H246ZM6 258V257H5ZM15 258V257H14ZM34 258V257H33ZM38 258V257H37ZM42 258V256H41ZM45 258V257H44ZM49 258V257H48ZM51 258V257H50ZM62 258V257H61ZM72 258V257H71ZM74 258V257H73ZM92 258V257H91ZM138 259V256L136 257ZM150 258V259H149ZM219 258V257H218ZM229 258V256H228ZM249 258V257H248ZM10 259V258H9ZM8 259V261H9ZM35 259V258H34ZM33 259V260H34ZM39 259V258H38ZM60 260V258H58ZM57 259V260H58ZM85 259V258H84ZM111 259V258H110ZM126 259V258H125ZM132 259V258H131ZM133 259V260H129L128 264H144L141 260V262L139 261V259ZM175 259V258H174ZM212 259V257H211ZM223 260V258H221ZM2 260V259H1ZM36 260V259H35ZM56 260V261H57ZM62 260V259H61ZM82 260V258H81ZM109 260V259H108ZM113 260V259H112ZM127 260V262H128ZM135 260V261H134ZM163 260V259H162ZM168 260V258L166 259V261ZM217 260V259H216ZM236 260V259H235ZM238 260V259H237ZM240 260V259H239ZM241 260L239 262H241ZM3 261V260H2ZM1 261V264H3V262ZM7 261V262H8ZM20 261V260H19ZM40 261V260H39ZM126 261V260H125ZM164 261V260H163ZM164 261V262H166ZM213 261V259H212ZM229 263L231 262L230 260H228ZM6 262V264H7ZM10 262V261H9ZM28 262V261H27ZM42 262V261H41ZM62 262V261H61ZM83 262V260H82ZM85 262V261H84ZM126 262V263H127ZM133 262V263H132ZM156 262V261H155ZM159 262V261H158ZM157 262V264H158ZM179 263L181 261H178ZM177 262V264H178ZM205 262H208V260H206ZM223 262V261H221ZM225 262V260H224ZM237 261H235L234 263H236ZM246 262V261H245ZM32 263V262H31ZM35 263V262H34ZM43 263V262H42ZM40 263V264H42ZM57 263V262H56ZM110 263V262H109ZM125 263V264H126ZM149 263V262H148ZM147 263V264H148ZM151 264H153L150 261ZM199 263V261H198ZM209 263V262H208ZM220 262H218L219 264ZM252 263V261H251ZM5 264V263H4ZM47 264V263H46ZM58 264V263H57ZM87 264V263H84ZM112 264V263H111ZM121 264V263H120ZM123 264V263H122ZM156 264V263H155ZM164 264V263H163ZM168 264V263H167ZM171 264V263H169ZM183 264V263H181ZM195 264V263H194ZM197 264V263H196ZM215 264V263H213ZM224 264V263H223ZM233 264V262L231 263ZM239 264V263H238ZM242 264V262H241ZM245 264V263H243ZM254 264V262H253Z\"/></svg>",
  "mask_w": 264,
  "mask_h": 264
}]
</instances>
